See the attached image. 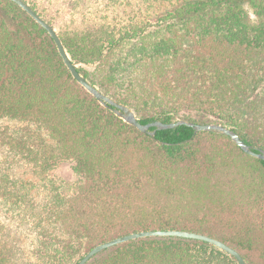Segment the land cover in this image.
I'll return each mask as SVG.
<instances>
[{"label": "trees", "instance_id": "16d2710c", "mask_svg": "<svg viewBox=\"0 0 264 264\" xmlns=\"http://www.w3.org/2000/svg\"><path fill=\"white\" fill-rule=\"evenodd\" d=\"M24 1L85 79L141 123H220L264 150V0ZM194 131L151 136L121 119L73 78L46 29L0 0V264H76L98 243L163 229L264 264V160ZM88 264L238 262L164 236Z\"/></svg>", "mask_w": 264, "mask_h": 264}, {"label": "water", "instance_id": "95a60500", "mask_svg": "<svg viewBox=\"0 0 264 264\" xmlns=\"http://www.w3.org/2000/svg\"><path fill=\"white\" fill-rule=\"evenodd\" d=\"M14 3H17L24 11H26L38 24H40L44 29L47 30L49 35L53 38L58 52L62 57L65 66L68 68L70 73L72 74L73 78L81 84L88 92H90L103 106L111 110L114 114L119 116L121 119L126 121L127 123L135 126L138 128L139 131L147 133L151 136H155V130L158 129H169L175 128L179 125H187L194 128V133L200 131H209V132H217L224 134L231 138L236 145H238L241 149H243L247 154L256 157L257 159L264 160V150L257 151L253 146L247 144L244 140L241 139L238 132L233 130L228 126H224L220 123H197L186 120L180 119L173 122L165 123L162 121H153L146 124L141 123L135 112L130 108L128 105L122 104L106 93L102 92L92 84H90L85 77L79 72L77 65L72 62L70 56L68 55L64 44L54 27H52L36 10H34L27 2L24 0H11ZM154 127L155 130H151ZM159 143H162L158 141ZM164 236H175V237H182L187 239H195L207 242L211 245H214L223 251L227 252L231 256H233L238 264H247L246 260L243 257V254L233 247L232 245L224 242L223 240L214 238L207 234L193 232L189 230H180V229H163V230H141L137 232H131L128 234H124L121 236H117L110 240L101 242L96 244L90 250H87L86 253L78 260L76 264H88L93 258H95L98 254L102 251H105L113 246L139 239L144 237H164Z\"/></svg>", "mask_w": 264, "mask_h": 264}]
</instances>
